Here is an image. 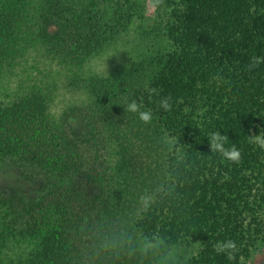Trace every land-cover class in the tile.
Instances as JSON below:
<instances>
[{
	"label": "trees",
	"instance_id": "trees-1",
	"mask_svg": "<svg viewBox=\"0 0 264 264\" xmlns=\"http://www.w3.org/2000/svg\"><path fill=\"white\" fill-rule=\"evenodd\" d=\"M142 20L144 50L106 75L81 72ZM34 44L74 68L82 97L58 116L49 88L14 71ZM257 57L264 0H0V165L39 185L28 199L0 189V264H245L258 250L264 264ZM215 131L237 162L211 152ZM226 241L235 248L218 252Z\"/></svg>",
	"mask_w": 264,
	"mask_h": 264
},
{
	"label": "rangeland",
	"instance_id": "rangeland-1",
	"mask_svg": "<svg viewBox=\"0 0 264 264\" xmlns=\"http://www.w3.org/2000/svg\"><path fill=\"white\" fill-rule=\"evenodd\" d=\"M152 15V9L148 8L147 16L151 19ZM151 21L149 22L151 23ZM139 26L148 29L144 20L136 21L124 33L117 36L113 43L84 61L81 64V72L84 75H106L113 69H118L127 61L133 59L137 53L144 50L138 33ZM51 28L53 29V27ZM32 34L34 35L33 32ZM40 48V45L34 44L32 49L29 50L23 66L15 68L14 71L15 74L19 73L22 79L28 78L49 88L53 96L51 111L54 115L58 116L67 107L74 105L82 97V94L69 84L73 79L71 71L74 68L59 65L60 61L57 58L48 57L47 59L41 54ZM62 51L65 53V50L62 49ZM12 76L13 74L11 73L9 77L12 78ZM71 126L74 131L81 135L89 131L80 118L71 120ZM0 189L13 190L28 199L37 196L39 185L34 182L25 181L12 167L0 165ZM260 259V251L258 250L252 254L245 264H258Z\"/></svg>",
	"mask_w": 264,
	"mask_h": 264
},
{
	"label": "clouds",
	"instance_id": "clouds-1",
	"mask_svg": "<svg viewBox=\"0 0 264 264\" xmlns=\"http://www.w3.org/2000/svg\"><path fill=\"white\" fill-rule=\"evenodd\" d=\"M261 62H264L262 58H254L253 62L249 65L250 68L256 67ZM160 106L165 110H169L171 105L169 98H163L160 101ZM127 111L130 113H135L138 115L140 121L145 124H148L153 119V113L150 110L141 111V105L135 100H132L127 104ZM228 137L222 135L220 131L212 132L208 137V142L210 145L211 152L219 153L228 161L237 162L240 159V152L234 146L231 148L225 147ZM252 142L258 145L260 148L264 149V134H254L251 137ZM218 252H227L228 250L235 248V243L232 241H226L219 243L216 246Z\"/></svg>",
	"mask_w": 264,
	"mask_h": 264
}]
</instances>
